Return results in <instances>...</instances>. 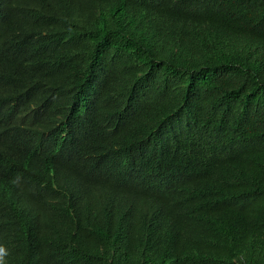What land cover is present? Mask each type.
I'll use <instances>...</instances> for the list:
<instances>
[{
	"label": "trees",
	"instance_id": "16d2710c",
	"mask_svg": "<svg viewBox=\"0 0 264 264\" xmlns=\"http://www.w3.org/2000/svg\"><path fill=\"white\" fill-rule=\"evenodd\" d=\"M78 1L60 30L26 41L45 57L31 77L44 93L1 88L0 104L20 101L22 112L0 117L10 162L0 165V264L27 253L45 264H264V0ZM58 105L96 120L90 145L116 152L90 167L140 211L143 197L161 199L165 226H105L64 201L59 160L42 149L65 128L52 123ZM24 202L42 216L35 230Z\"/></svg>",
	"mask_w": 264,
	"mask_h": 264
},
{
	"label": "clouds",
	"instance_id": "9594fccd",
	"mask_svg": "<svg viewBox=\"0 0 264 264\" xmlns=\"http://www.w3.org/2000/svg\"><path fill=\"white\" fill-rule=\"evenodd\" d=\"M77 2L80 4L78 0H0V95L3 94L1 88L5 85L14 86L34 96L44 93L36 90L31 77L35 71L44 67L45 57L32 52L26 41L40 27L60 30L69 18L71 8L78 5ZM61 106L63 105H58L55 109L52 123L62 122L65 128L56 137L52 148L42 146V149L59 160L61 177L56 185L58 192L65 195L64 201L84 207L86 219L92 222L103 221L105 226L116 227L128 220L134 221L136 227L148 219L161 220L162 226H165L172 214L161 199L143 197L142 205L145 209L144 212L140 211L137 196L127 189H120L114 194L103 175L101 174L103 179L98 176L99 170L90 167V162L97 163L98 159L105 160L104 156H114L116 149L109 141L90 145L96 137V120L87 114L72 116L71 107L62 110ZM21 108L20 101L0 104V117L12 118L15 112H22ZM5 136L7 135L0 129V165L8 168L10 162L3 158L1 151V148L8 147L2 140ZM19 156V151L16 150L15 160ZM13 173L20 181H28L34 188L38 187L39 181L34 176L15 171ZM133 174L130 170L132 181ZM20 208L24 210L27 224L33 230L42 225V216L33 203L24 202ZM45 261L46 258L40 253H27L16 264H45Z\"/></svg>",
	"mask_w": 264,
	"mask_h": 264
}]
</instances>
